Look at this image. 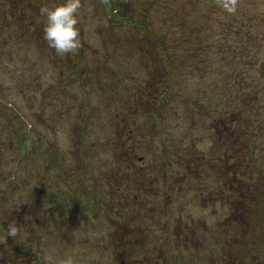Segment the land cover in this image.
Listing matches in <instances>:
<instances>
[{
    "label": "rangeland",
    "instance_id": "1",
    "mask_svg": "<svg viewBox=\"0 0 264 264\" xmlns=\"http://www.w3.org/2000/svg\"><path fill=\"white\" fill-rule=\"evenodd\" d=\"M64 2L0 0V264H264V0H82L59 56Z\"/></svg>",
    "mask_w": 264,
    "mask_h": 264
},
{
    "label": "clouds",
    "instance_id": "2",
    "mask_svg": "<svg viewBox=\"0 0 264 264\" xmlns=\"http://www.w3.org/2000/svg\"><path fill=\"white\" fill-rule=\"evenodd\" d=\"M215 3L230 15H235L241 6V0H215ZM82 7V0H66L53 7L44 5L40 8V15L46 20L43 38L59 56L75 54L82 46L79 28ZM21 232L20 225L13 220L8 224L4 235L0 237V244L6 245L8 237L17 239ZM57 264H79V261L73 255L66 254Z\"/></svg>",
    "mask_w": 264,
    "mask_h": 264
},
{
    "label": "trees",
    "instance_id": "3",
    "mask_svg": "<svg viewBox=\"0 0 264 264\" xmlns=\"http://www.w3.org/2000/svg\"><path fill=\"white\" fill-rule=\"evenodd\" d=\"M104 3L105 2H109V0H102ZM136 1L137 0H131V3L132 4H135L136 3ZM106 4V3H105ZM15 5V4H14ZM16 7H18L19 6V4H18V2H16ZM12 7H15V6H13L12 5ZM15 7V8H16ZM119 6H118V4H113L112 5V11H114V15H117V18H119V16H120V18L121 17H123V18H125V17H127V15H126V13L125 14H122V12H120L119 11ZM250 13H248V14H244L241 18H240V22H243V23H246V21L247 20H250V21H253L254 23L252 24V27L251 28H254V27H256L260 22H264V20L262 19V18H260V20H257V17L255 16V13L253 12V11H249ZM256 12V11H255ZM256 14H258L257 12H256ZM259 15V17H262V15H260V14H258ZM245 17H247V18H245ZM128 18H130V17H128ZM131 19V22H129V20H123V22L124 23H130V24H134V25H139L140 27H142V28H148V26L150 25V23L149 22H147V20L146 21H143L142 22V20L141 21H139V20H135V19H132V18H130ZM257 21V24H255V22ZM163 26H167L166 25V23L164 22L163 23ZM164 38H165V36H164ZM164 38L162 39V41H160V42H164ZM162 44V43H161ZM78 54V52H76L75 53V55H77ZM164 58V57H163ZM24 149L26 148V146L24 145V146H22Z\"/></svg>",
    "mask_w": 264,
    "mask_h": 264
}]
</instances>
